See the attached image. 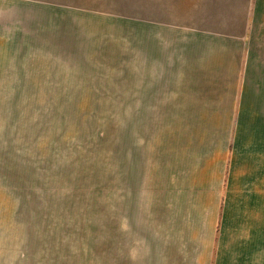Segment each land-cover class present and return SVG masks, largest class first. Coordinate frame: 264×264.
<instances>
[{
  "label": "rangeland",
  "instance_id": "374dc122",
  "mask_svg": "<svg viewBox=\"0 0 264 264\" xmlns=\"http://www.w3.org/2000/svg\"><path fill=\"white\" fill-rule=\"evenodd\" d=\"M260 143L264 0H0V264H199Z\"/></svg>",
  "mask_w": 264,
  "mask_h": 264
},
{
  "label": "crops",
  "instance_id": "0c3cea01",
  "mask_svg": "<svg viewBox=\"0 0 264 264\" xmlns=\"http://www.w3.org/2000/svg\"><path fill=\"white\" fill-rule=\"evenodd\" d=\"M262 145L260 143L247 149L250 150L247 153L239 151V155L231 156L232 167L220 193V205L213 219L211 215L207 222L213 226L209 236L203 235L200 241L203 253L199 264H264ZM186 224H192V221L188 218ZM192 241L189 235L187 264H193L194 260Z\"/></svg>",
  "mask_w": 264,
  "mask_h": 264
}]
</instances>
